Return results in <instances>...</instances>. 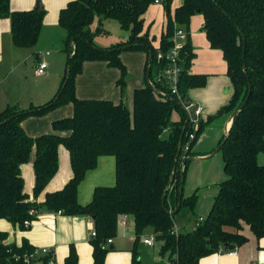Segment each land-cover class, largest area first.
<instances>
[{
  "label": "trees",
  "instance_id": "obj_1",
  "mask_svg": "<svg viewBox=\"0 0 264 264\" xmlns=\"http://www.w3.org/2000/svg\"><path fill=\"white\" fill-rule=\"evenodd\" d=\"M155 0H71L59 11L58 26L64 31L62 52L67 62L54 96L38 106L21 109L8 105L0 112V219L26 231L44 213L89 216L94 237H90L92 264H105L110 251L108 239L117 235L119 222L126 216L134 223L136 240L131 264H141L136 245L143 232L151 228L159 253L176 264H199L219 251L240 247L248 240V227L257 239L264 237V0H182L172 9V0H164V29L155 45V37L144 31L143 15ZM203 18L202 31L211 49L219 50L226 63L233 94L229 102L196 131L188 123L185 105L188 91L205 86L207 75L190 73L194 53L188 36L192 16ZM45 11H13L10 0H0V19L10 21L12 43L16 48L36 45ZM97 19L98 27L91 26ZM104 21H115L128 33L108 48H98L93 38L102 31ZM187 33L178 55L180 69L177 95H171L165 80L157 82L170 61L157 60L172 48L176 28ZM123 51H143L144 86L133 93L132 109L125 102L78 99L75 78L88 61H103L120 71L117 85L123 89L127 76L119 55ZM233 118L226 140H220L225 180L204 222L192 231L176 232L171 211L180 201L183 208H194L197 196H180L191 152L204 128L221 115ZM71 104L72 114L52 123V133L29 136L21 124L30 117H43ZM61 133H66L62 135ZM193 133L194 138L189 139ZM181 145L180 150L178 149ZM69 155L71 177L64 186L37 199L59 168L58 148ZM185 148H187L185 150ZM32 162L34 185L32 199L24 190L22 165ZM101 156H113L115 183L96 187L92 199L82 205L77 190L85 174L93 170ZM126 219V222H127ZM7 233L0 231V264H47L48 255L35 254L37 248L26 240L20 246L5 243ZM71 248L63 264H77Z\"/></svg>",
  "mask_w": 264,
  "mask_h": 264
},
{
  "label": "crops",
  "instance_id": "obj_2",
  "mask_svg": "<svg viewBox=\"0 0 264 264\" xmlns=\"http://www.w3.org/2000/svg\"><path fill=\"white\" fill-rule=\"evenodd\" d=\"M70 1L10 0V8L13 11L33 10L39 2L41 9L45 11V16L39 39L36 45L29 49H19L13 45L10 33V21L8 19H0V112L8 105H16L21 109H26L30 105L38 106L50 100L57 92L58 86L57 88L45 87L37 93H33L31 91V87L33 86L30 85V80L24 76L21 68L26 63H35L32 69L33 74L36 75L35 69L39 64L40 54L50 53L49 49L42 51L43 46L51 47L52 50L56 48L59 56H61L59 57V61L62 62L64 55L62 43L65 34L58 26V15L59 11ZM181 4L182 0H173L172 9ZM193 18H196L197 23H192L191 27L189 23L187 32L194 53L190 73L207 75V79L204 87L190 89L187 94L190 102L200 106L202 109V119L206 123L209 117L214 116L220 108L229 102L233 94V87L227 76V67L222 58V53L219 50L210 48L201 29L203 25L202 16L196 14L191 17L190 22ZM143 19L144 31H147L149 36L155 37V45H157L165 24L163 5L153 4L149 6L143 15ZM108 22L110 21L102 23V30ZM97 27L98 22L93 23L91 26L92 31H95ZM94 38V44L98 48L105 49L115 45L120 40H126L128 33L124 31L123 37L118 41L112 37V39L107 41L103 40L101 43H95ZM119 58L127 71L123 89L117 85V81L120 78V71L118 69L108 67L107 63L103 61H88L83 63L81 73L75 78L76 97L78 99L109 100L114 104L123 101L129 110H131L134 91L144 86V67L147 56L143 51H123L120 53ZM47 69L48 66L43 76L47 75L48 77L50 75ZM71 114L72 106L68 104L57 110H53L46 116L30 117L24 120L21 126L31 137L49 134L53 132L52 123L54 121L69 117ZM230 123V116L227 115L214 118L206 126L209 129L206 135H204L205 127L202 132L203 134L201 133L195 143L191 151L193 155L200 159L210 155L218 147L220 140L226 135ZM61 134L66 135V133ZM58 158V171L38 197V202L44 200L46 193L61 189L72 175L68 152L66 149L64 151L60 148V146L58 148ZM211 158L192 161L187 165L183 196L190 197L197 194L199 198L198 194L202 195L206 193L211 187H214V192L208 197L207 207L204 212L196 214L193 212V209L183 208L177 213L174 218V230L176 232L192 231L198 224V219L203 218L205 220L211 210L213 200L218 193V184L226 178L225 174L224 177H221L217 165L210 160ZM33 159L34 153L29 162L21 167L24 190L30 199H32L34 185ZM114 183L115 160L113 156H101L97 160L96 167L88 171L79 184L77 200L82 205L88 204L92 199L94 188L113 186ZM185 184L187 189L184 188ZM0 231L7 233L5 241L7 244L20 246L22 241L26 240L37 249L50 248L53 250L54 259L57 264H63L71 248L77 254V264H92L90 233L93 231V222L89 216H66L61 213H44L39 215L38 219L33 221L30 228L26 231H20L8 221L0 219ZM244 234L248 240L242 246L237 247L236 255L216 253L202 258L199 264H264V237L257 240L251 234L248 227L244 228ZM151 235H153L151 228L146 229L136 245L135 250L140 263L167 264L170 262L174 264L168 256H161L159 253L160 246L162 245L161 242H155L151 247L143 244L142 239ZM135 240L134 223L129 218L125 226L119 224L117 235L112 239L110 245L113 248L105 257V264H131V251L135 247Z\"/></svg>",
  "mask_w": 264,
  "mask_h": 264
},
{
  "label": "rangeland",
  "instance_id": "obj_3",
  "mask_svg": "<svg viewBox=\"0 0 264 264\" xmlns=\"http://www.w3.org/2000/svg\"><path fill=\"white\" fill-rule=\"evenodd\" d=\"M196 21H197L196 18H193L191 20V22H190V27L192 26V23L196 24L197 23ZM94 23H97V19H95ZM199 33H202V32H199ZM123 34H124V30L121 29L119 24L117 22L110 21L104 26L103 30L98 33V35L94 38V41H95V43H101V42H103V40L107 41L109 39H112V37L115 38L116 41H118V40H120L123 37ZM47 49L50 50V53L48 55L40 56V59H39L38 62H40V63L41 62H46L47 66H48L47 71L50 72V75L48 77H47V75L36 76V75L33 74V69L32 68L35 65V63H31V62L30 63H26L21 68L24 76H26L27 79L30 80V85L33 86V87L30 86L31 87V91L33 93H37L40 89H43L45 87H55V88H57V86L59 87V84H60V81H61V78H62L61 76H62V74H63V72H64V70L66 68V62H67L66 55L63 53L65 56L63 55V59H62V62H61V61H59V57H61V56H59L58 50L56 48H54L52 50L51 47L43 46V50L42 51H45ZM126 73H127V71H126ZM59 108H61V107H59ZM59 108H57V109H59ZM57 109H55V110H57ZM231 124H230V126H231ZM230 126H229V129H230ZM208 130L209 129L206 127L205 131H204V135H206ZM228 131L229 130H227L226 134L228 133ZM60 148H62L65 151V149L63 147L60 146ZM210 160L214 164L217 165V168H218L219 173L221 174V177H224V172H223V168H222L223 167V159H222L221 152L217 153ZM258 161H259L260 165H264V163H263L264 162V154L263 153H260L258 155ZM184 188L187 189L186 184H185ZM213 192H214V187H211V188L208 189V191L206 193H203L202 195L198 194L199 198H198V196L196 194L198 199H197V204L193 208V212L194 213L197 214V213H200V212H204L206 210L207 199H208V197L211 196V194ZM183 211H185V210H183ZM126 224H127V222H126ZM151 236H153V235H151ZM142 241H143V239H142Z\"/></svg>",
  "mask_w": 264,
  "mask_h": 264
},
{
  "label": "built area",
  "instance_id": "obj_4",
  "mask_svg": "<svg viewBox=\"0 0 264 264\" xmlns=\"http://www.w3.org/2000/svg\"><path fill=\"white\" fill-rule=\"evenodd\" d=\"M164 0H155V4H162ZM187 40V33L180 27L175 29V32L173 34V37L171 39L172 41V48L170 49V51L166 54L163 55L162 53H158L157 54V60H162L163 58L165 60L170 61L171 66H169L167 69H165L161 75L158 76V78L156 79L157 82H160L162 80H165L168 83V90L171 93V95H177V85H178V80H179V73H180V69L176 66L177 60H178V55L179 52L181 51V49L183 48V46L185 45ZM44 55H48V52L46 53H41L40 56H44ZM47 68V64L46 62H39L37 68L35 69V74L37 76L43 75L45 74V70ZM185 111L188 115V123L190 124V126L193 128L194 131L197 130L198 128V123L200 122V120H202V109L200 108V106L195 105L192 102H189L188 104L185 105ZM194 138V134L191 133L189 135V139H193ZM187 148H185L186 150ZM60 214V212H58ZM126 216H123V218L120 220L119 224L122 226L126 225ZM204 222L203 218H199L198 219V223H202ZM95 236V232L94 230L91 231L90 233V237H94ZM112 243V239H108L105 247H108L109 245H111ZM155 243L154 240V235L153 236H149V237H145L143 238V244L151 247L153 246ZM236 249L237 247H234L231 250H226V251H219L218 253H225L228 255H236ZM35 254H41V255H48V261L47 264H57L55 262L54 259V254H53V250H51L50 248H42V249H37V252ZM167 264H171L170 262Z\"/></svg>",
  "mask_w": 264,
  "mask_h": 264
},
{
  "label": "water",
  "instance_id": "obj_5",
  "mask_svg": "<svg viewBox=\"0 0 264 264\" xmlns=\"http://www.w3.org/2000/svg\"><path fill=\"white\" fill-rule=\"evenodd\" d=\"M35 9L36 10H40L41 9V6H40V4H39V2L36 4V7H35ZM245 103H246V99H245V101L241 104V106L237 109V110H235L231 115H230V122L232 123V120H233V118L242 110V108L244 107V105H245ZM230 123V124H231ZM229 130V129H228ZM226 137H227V134L225 135V137H224V140H223V142L226 140ZM222 145V144H221ZM221 145H219L210 155H208L206 158H202V159H200V158H197V157H188L187 159H185V162H192V161H197V160H203V159H208V158H211V157H213L215 154H217L219 151H220V147H221ZM181 145L179 144V146H178V149L180 150V147ZM183 195V187H181L180 188V196H182ZM179 208H180V201L178 202V204H177V208L174 210V211H172L171 212V215H176L177 213H178V210H179ZM113 247L112 246H110L109 247V249L111 250ZM174 264H176V263H174Z\"/></svg>",
  "mask_w": 264,
  "mask_h": 264
}]
</instances>
